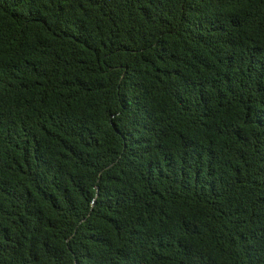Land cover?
Masks as SVG:
<instances>
[{
    "label": "trees",
    "instance_id": "obj_1",
    "mask_svg": "<svg viewBox=\"0 0 264 264\" xmlns=\"http://www.w3.org/2000/svg\"><path fill=\"white\" fill-rule=\"evenodd\" d=\"M0 264H264V0H0Z\"/></svg>",
    "mask_w": 264,
    "mask_h": 264
}]
</instances>
